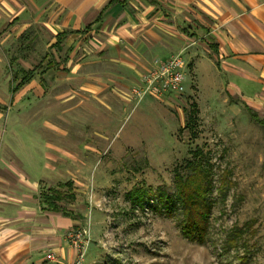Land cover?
<instances>
[{"label":"rangeland","instance_id":"rangeland-1","mask_svg":"<svg viewBox=\"0 0 264 264\" xmlns=\"http://www.w3.org/2000/svg\"><path fill=\"white\" fill-rule=\"evenodd\" d=\"M22 52L14 46L11 56ZM199 54L197 78L187 66L178 95L128 100L111 84L93 93L65 82L26 97L30 119L17 132L32 150L57 154L49 157L61 174L41 192L65 193L60 205L77 219L72 238L85 249L77 262L264 264V109L214 87ZM191 161L207 172L203 241L185 235L181 211L168 213L160 199L178 195L176 174Z\"/></svg>","mask_w":264,"mask_h":264},{"label":"crops","instance_id":"crops-1","mask_svg":"<svg viewBox=\"0 0 264 264\" xmlns=\"http://www.w3.org/2000/svg\"><path fill=\"white\" fill-rule=\"evenodd\" d=\"M14 46L21 55L11 56ZM182 50L195 78L206 53L214 87L264 109V0H0V264L87 262H77V219L42 202L41 188L61 174L57 154L32 150L17 132L30 119L28 94L71 82L93 93L112 85L131 100L155 61Z\"/></svg>","mask_w":264,"mask_h":264},{"label":"trees","instance_id":"trees-1","mask_svg":"<svg viewBox=\"0 0 264 264\" xmlns=\"http://www.w3.org/2000/svg\"><path fill=\"white\" fill-rule=\"evenodd\" d=\"M33 73L34 71L32 70L24 71L23 77L16 87H20L30 80L33 77ZM17 77L18 72L14 74V79ZM193 163L191 161L187 164L190 170L188 173L176 174L178 195H165L164 197L160 195V199L161 205L168 213L172 214L175 208L181 211L182 218L180 222L185 235L203 241L208 235L211 201L207 198V172L202 169L200 163L195 165ZM64 195L65 193L59 189H51V193H42L41 198L45 208L60 211L65 216L75 218L72 211H65L60 205V201L65 197ZM71 198H74V195H71ZM137 200H140L139 197ZM159 208L157 205L153 207L155 210H160Z\"/></svg>","mask_w":264,"mask_h":264},{"label":"built area","instance_id":"built-area-1","mask_svg":"<svg viewBox=\"0 0 264 264\" xmlns=\"http://www.w3.org/2000/svg\"><path fill=\"white\" fill-rule=\"evenodd\" d=\"M155 64V67L143 76L141 85L131 89L130 98L142 99L147 95L165 97L168 94L178 95L185 92L186 62L183 50L163 60H157ZM75 245L79 250V256L82 257L85 252L84 247H80L77 243ZM47 258L55 257L50 252Z\"/></svg>","mask_w":264,"mask_h":264}]
</instances>
